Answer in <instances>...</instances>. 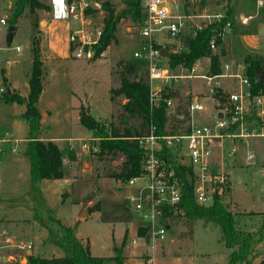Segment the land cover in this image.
<instances>
[{
	"label": "rangeland",
	"instance_id": "1",
	"mask_svg": "<svg viewBox=\"0 0 264 264\" xmlns=\"http://www.w3.org/2000/svg\"><path fill=\"white\" fill-rule=\"evenodd\" d=\"M14 1L0 0V18L7 20L10 17ZM40 1L47 6V0ZM169 1L173 12L184 14L183 0ZM97 2L119 6L117 13L125 8L122 0ZM188 3L192 11L199 0H188ZM228 4L233 7L234 20L223 34L227 56L221 58V64L230 65V71L242 74L244 67L238 63L243 61L244 55H264V0H229ZM225 11L224 0H209L203 9L194 14L212 17L195 19L189 22V27L201 22H214L217 20L215 16H221ZM32 15H36V20L32 19ZM101 15L104 17L105 12L102 11ZM244 17L248 18L247 23L242 22ZM73 25L69 21L52 19L49 11L35 9L31 12L26 8L17 20L10 42L7 38L9 25L1 26L0 89L9 88L20 95H27L32 68L30 42L34 36L39 40L43 90L36 104L41 129L37 135L41 140L54 141L59 146L64 177L39 182L41 196L31 193L26 157L28 126L19 115L24 111V106L0 102V139H10L1 143L0 154V264H27L28 255L46 259L61 257L62 251L49 238L50 231L53 230V234L56 231L49 216L75 228L77 239L83 245H89L94 257L109 258L123 246L126 264H143L142 259L146 256H151L154 264H227L230 249L222 240L220 228L202 219L189 220L183 215L179 216L170 223L164 240L147 242L145 236H138V230L144 228L135 205L141 199L143 181L128 185L127 181L122 182L116 176L106 177L109 173H119L124 157L119 154L97 155L98 138L79 123V116L91 115L105 128L113 125L120 131L133 123V120L122 117L121 104L125 100L116 97L112 101L109 91L119 85L118 76L114 74L116 62L133 58L135 51L142 52L143 39L139 27L129 18H121L115 29L116 41L106 49L104 57L90 61L77 60L72 57L68 43ZM154 39L163 47L168 46L170 51L177 49V46H173V40L163 33L156 34ZM166 60L164 56L157 58L160 68H166ZM207 63V58L196 63L198 74H206ZM178 81L182 93L190 91V99L198 92L208 95L213 85V82L202 78ZM187 84L191 87H186ZM190 99L181 101L179 108L182 107L183 112L187 110ZM208 103L210 105V102L205 103L206 110L193 113L200 125L212 126L214 123L215 117L211 122L198 114L208 113ZM168 116L174 117L172 114ZM248 116L245 124L248 131L258 129L261 124L264 126V120L254 112ZM173 126L174 129L169 127L167 131L179 133L187 127V123ZM231 131L237 132L235 129ZM262 140L264 138L250 141L262 144ZM222 142L221 159L230 182L221 195V201L233 214L237 229H261L263 233L264 176L260 156L264 155V150L250 146L242 152L235 150L233 156H229L234 149L231 139L224 138ZM83 145H87V148ZM13 149L15 152H12ZM248 152L254 154L250 163L245 161ZM90 195L92 198L86 203L84 211V201ZM91 207L93 211L90 212ZM262 241L252 246L251 264H264Z\"/></svg>",
	"mask_w": 264,
	"mask_h": 264
},
{
	"label": "trees",
	"instance_id": "2",
	"mask_svg": "<svg viewBox=\"0 0 264 264\" xmlns=\"http://www.w3.org/2000/svg\"><path fill=\"white\" fill-rule=\"evenodd\" d=\"M208 1L199 0L197 4L198 10L203 9ZM224 1L226 3L225 13L216 21L203 24L193 35L180 36L179 48L170 51L168 46L155 45L160 52L165 50L163 56L167 58V69L182 68L189 70L196 66L198 61L207 58L209 60L206 72L208 76L213 77L223 73L221 64V58L225 56L223 34L234 20V11L232 7H229V0ZM122 3L125 8L119 13H117L119 6H114L109 2L102 4V11L105 12L103 34L99 44L94 47V60L98 59L100 52L105 51L108 46L116 41L115 29L121 18H129L137 27L144 18L141 0H122ZM183 3L185 7L189 5L188 0H183ZM26 8L31 12L35 11V9L49 11V7L45 6L40 0H15L14 9L7 19V24L16 25L17 20ZM198 10H195L194 6L192 12L194 13ZM186 13L189 14L188 10H186ZM211 40H214V50L209 47ZM30 49L32 68L28 77L27 95L23 96L6 88L0 93V102L24 106L21 117L28 126L26 157L29 164L30 191L41 196L38 183L43 180L61 179L64 177V173L62 171V151L59 146L54 141H43L37 135L41 129L39 111L36 104L43 90V85L41 52L39 40L35 36L31 39ZM242 63L244 65V76L251 83L252 95H264V82H260L257 74L260 71L264 75V58L246 55L243 57ZM114 74L118 76L119 85L110 89V98L112 101H115L116 97H122L125 100L121 104L122 117L133 120V123L128 127H124L123 131L113 125L105 128L88 114L80 115L79 123L92 131L95 138H98L97 155L110 154L116 156L119 154L124 157V162L118 174H106V177L113 178L116 176L124 182L141 174L143 151L133 138L147 134L150 125L156 127L158 135L172 134L167 131V128L174 129L173 124L182 126L188 121L189 115L188 111L183 112L181 107L178 112L183 114V119L170 118L163 99H160L155 105L150 104L147 60L134 57L131 59H120L116 62ZM3 82L5 84L6 79ZM164 97H167L165 93ZM213 97L220 102V105L224 104L227 106V93L217 90ZM248 118L249 116H246V120ZM188 130L189 125L183 131L187 132ZM174 170L181 177L186 176L188 172L175 166ZM182 207L185 218L189 220L202 219L220 228L222 240L225 246L230 249L227 264H251L252 255L250 253H252V246L262 241L264 237V232L261 233V229L251 232L237 229L234 225L233 214L225 208L221 201V196L216 193L213 194V200L210 205H198L193 198L192 187L186 181ZM92 209L93 207L89 211H93ZM49 218L50 222L56 226L55 233L53 234V230H51L49 238L55 246L60 248L62 256L46 259L38 255H28L26 256L27 264H126L123 246L118 248L114 255L109 258L94 257L90 253L89 245H83L77 239L75 228L65 226L53 217L49 216ZM138 236L147 237V230L145 228L143 230L139 229ZM259 264H263V262Z\"/></svg>",
	"mask_w": 264,
	"mask_h": 264
},
{
	"label": "built area",
	"instance_id": "3",
	"mask_svg": "<svg viewBox=\"0 0 264 264\" xmlns=\"http://www.w3.org/2000/svg\"><path fill=\"white\" fill-rule=\"evenodd\" d=\"M89 1L61 0L60 3H57L56 0H47L52 19L75 24L70 28L68 35L69 50L73 58L83 61L93 60L94 47L99 44L103 34L102 10H93ZM141 2L144 18L139 24L138 30L144 47L142 52L135 51L133 57L148 61L151 105H155L160 99H163L167 106V112L173 111L174 109H171L173 96L170 87L179 79L202 78L207 82H213L208 95L190 99L187 105L190 116L195 111L205 109V100L203 99L208 97L215 99L213 95L217 90H221L220 78L235 79L239 86L237 92L228 94L227 106L223 108L221 117L215 116L212 126L189 123L187 132L158 135L156 127L150 125L147 134L133 138L143 151L141 174L127 180V183L133 185L138 180L143 181L141 199L136 203L135 211L143 220L142 226L147 230L145 239L149 242V240H164L170 223L174 218L184 214L182 199L185 181L191 185L193 198L198 205H210L214 193L218 196L223 195L228 187L229 178L223 172L215 170L211 163L214 147L218 140L229 136L224 133L227 130L239 131V133L231 135L233 137L264 138V132L248 131L245 128L246 116L251 112H254L262 121L264 120V95H252L251 83L243 72L242 74L223 72L218 76L211 77L207 74H198L196 66L189 70L185 69L187 72L179 75H172L167 68H160V63L157 62V58H161L160 50L155 45H161V43L155 41V35L163 33L167 38L173 40V45L175 44L179 48L180 36L193 35L206 23H198L189 29V22H194L195 19H210L212 16H196L186 12L184 14L175 13L169 5V0H141ZM215 17L219 19L221 16L216 15ZM6 24L7 20L0 18V30L1 26ZM209 47L211 50L215 49L214 40L210 41ZM105 51L100 52L98 58L104 57ZM2 92L1 88L0 93ZM164 93L167 97H164ZM9 141V138L0 139V154L2 153L1 143ZM83 147L87 148V145H83ZM14 151L15 149H13ZM234 151L232 150L229 156H233ZM253 159L254 154L246 155L248 163ZM174 166L187 170L186 176L181 177L177 174ZM262 174L264 176V164ZM1 261L2 256L0 255ZM143 264H154V261L151 257H146Z\"/></svg>",
	"mask_w": 264,
	"mask_h": 264
},
{
	"label": "crops",
	"instance_id": "4",
	"mask_svg": "<svg viewBox=\"0 0 264 264\" xmlns=\"http://www.w3.org/2000/svg\"><path fill=\"white\" fill-rule=\"evenodd\" d=\"M181 4L183 5V7L185 9V12H186V10H188L189 13L194 14L192 11H190L189 5L187 7H185L184 6V3H181ZM195 10H198V6L197 5H195ZM194 15L200 16V15H197V14H194ZM242 22L243 23H247L248 22V18L244 17L242 19ZM188 28L190 29L191 27H188ZM223 40H224V38H223ZM173 46H176V45L174 44ZM247 55L260 56V57L264 58V55H261V54H247ZM225 56H227L226 48H225ZM244 56H246V55H244ZM208 63H209V60H208ZM208 63H207V66H208ZM238 64L241 65L242 67H244V65H243L242 62H239ZM222 67H223V71L222 72H226V73L232 72V71H230V68H231L230 65L225 64L224 66L222 65ZM179 69H180V71H179ZM167 70H169V69H167ZM183 70L186 71L185 69L177 68L175 70H171L170 74H172V75L185 74L184 72H181ZM207 70H208V68H207ZM207 70L205 72H207ZM219 81L221 83V91L224 92V93H227V94L234 93V92H237L238 89H239L238 81L235 80V79H231L229 77H225V78H220ZM180 86H181V84H180L179 81L176 82V83L171 84L170 91H171V94L173 96V101H172L173 107L171 109H174V110L173 111H170V110L168 111V114L174 115L175 119H178V120L183 119V114L180 113V112H178L179 107L181 105V101L183 99H188L189 100L192 97V96L189 97L190 95H192V94L189 93L190 92L189 90H187L185 93H182L181 92L182 87H180ZM188 86L191 87L190 85L187 84L186 87H188ZM12 89H15V88H12ZM186 89H188V88H186ZM190 90L193 91L192 88ZM196 96L197 97H202V96H205V94H203L201 92L200 93L198 92V94L195 95L194 97H196ZM203 98H205V97H203ZM203 100H205V102L203 101L204 102V105H205V109L204 110H206V104H205L206 102H210V105L208 103V106H207L208 107L207 108V112L208 113L207 114L201 113L202 111L198 113L199 114V117L202 118V119H206V120H209V121L213 122L214 117L216 115H219V114L223 113V108H226V105H224V104L220 105L218 101H216L215 99L213 100L210 97H208L206 99H203ZM215 106L217 108H215ZM22 113H20L19 115H21ZM188 115H189L188 116V119H187L188 121H186L187 125H189V123H191V124L199 123V120H197V119L194 118V114L192 116H190V114L188 112ZM257 128L259 130L256 129L255 131L258 130V132H264V126L262 124L261 125H258ZM224 133L226 135H229V136L224 137V138H230L231 139V142H232V144L234 146V149L233 150H237L239 152H242L243 149L250 148V146H253V147L254 146L255 147L257 146L258 149L264 150V141L263 140H262V144L261 143H256V142L250 141L251 139L261 138V137H233L231 135L236 134V133H239V131H237V132L234 131V133H233L231 130H229L228 132L225 131ZM223 139H220V140L217 141L216 146L214 148V155H213V158L211 159V163H212V165H213V167H214L215 170L220 171V172H223L229 178V175L226 172H224V169H223V166L224 165H223L222 159H221V147H222V143H223L222 141H223ZM14 142H15V140H14ZM248 153H251V152H248ZM246 155H245V161H246ZM260 157L262 158V162L264 164V155L262 154ZM229 182H230V180H229ZM257 230L258 229H256L255 231H257ZM262 242H264V240ZM257 247H258V245L255 248L256 250L258 249ZM146 257H151V256H146ZM142 260L144 262V259H142Z\"/></svg>",
	"mask_w": 264,
	"mask_h": 264
},
{
	"label": "water",
	"instance_id": "5",
	"mask_svg": "<svg viewBox=\"0 0 264 264\" xmlns=\"http://www.w3.org/2000/svg\"><path fill=\"white\" fill-rule=\"evenodd\" d=\"M89 5H90V7H91L93 10H101V9H102V4H100L99 2H96V1H94V0H90V1H89ZM117 10H118V9H117ZM32 19H33V20H36V15H32ZM15 29H16V26H15V25H9V26H8V36H7V38H8V42L11 41ZM164 53H165V50H161L160 55L163 56ZM257 74H258V77L260 78V82L263 83V82H264V75H263L260 71H259ZM221 116H222L221 114L218 115V117H221ZM91 198H92V195H90V196L84 201V206H85V207H84V211L86 210V203L89 202V201L91 200ZM28 253H30V252L28 251ZM25 261H26V260H25Z\"/></svg>",
	"mask_w": 264,
	"mask_h": 264
},
{
	"label": "clouds",
	"instance_id": "6",
	"mask_svg": "<svg viewBox=\"0 0 264 264\" xmlns=\"http://www.w3.org/2000/svg\"><path fill=\"white\" fill-rule=\"evenodd\" d=\"M56 2H57V3H60V2H61V0H56Z\"/></svg>",
	"mask_w": 264,
	"mask_h": 264
}]
</instances>
